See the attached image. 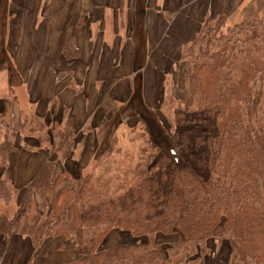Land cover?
Returning a JSON list of instances; mask_svg holds the SVG:
<instances>
[{
	"label": "trees",
	"instance_id": "16d2710c",
	"mask_svg": "<svg viewBox=\"0 0 264 264\" xmlns=\"http://www.w3.org/2000/svg\"><path fill=\"white\" fill-rule=\"evenodd\" d=\"M70 37L68 61L79 56ZM182 64L184 95L159 105L172 121L148 108L135 88L101 125L93 165L78 178L62 167L72 159L78 132L68 107L52 131L27 123L37 139L23 146L16 131L8 132L0 145L6 204L20 193L9 168L12 154L49 148L58 154L23 188L9 232L35 249L49 239L77 241L78 259L64 264H207L211 240L226 242L230 264H264V11L232 27L226 16L209 18L184 46ZM103 105L111 113L116 103ZM133 115L142 125L139 157L117 170L109 163L117 152L114 130ZM97 227H103L98 236L77 240ZM172 234L178 237L168 246L158 239ZM111 236L120 241L104 245Z\"/></svg>",
	"mask_w": 264,
	"mask_h": 264
},
{
	"label": "crops",
	"instance_id": "0c3cea01",
	"mask_svg": "<svg viewBox=\"0 0 264 264\" xmlns=\"http://www.w3.org/2000/svg\"><path fill=\"white\" fill-rule=\"evenodd\" d=\"M262 11L264 0H0V145L10 131L17 132L19 146L36 140L27 123L52 131L68 107L78 132L72 159L62 167L78 178L89 167L83 155L92 161L97 152L101 125L125 107L135 88L142 90L144 104L155 108L169 90L182 87L183 48L207 19L249 18ZM71 32L79 56L68 61ZM106 99L116 103L111 113L104 108ZM57 158L52 148L12 154L9 168L20 193L12 205L0 199L4 264H64L56 260L65 246L61 238L35 249L28 238L9 232L23 188ZM4 175L0 165V180Z\"/></svg>",
	"mask_w": 264,
	"mask_h": 264
},
{
	"label": "rangeland",
	"instance_id": "374dc122",
	"mask_svg": "<svg viewBox=\"0 0 264 264\" xmlns=\"http://www.w3.org/2000/svg\"><path fill=\"white\" fill-rule=\"evenodd\" d=\"M261 13L260 14L254 13L249 18H247V17L245 18L242 14H237V15L231 17L230 19L227 18V27H232L235 24H239L240 22H243L244 20H248L250 18L259 16V15H261ZM217 18H215V19H217ZM207 20L205 22H207ZM203 28H204V26H203ZM191 43H189V44H191ZM13 78H15V77L13 76ZM183 95H184V84L182 85V87H180V89H175L174 92H173V89L169 90V92H167V97H166L167 100L165 99L166 101L165 100L164 101H165V103H168L171 96H175L176 99H179V98H182ZM164 101L161 103L163 104ZM151 110H153L156 113H157V111H159V113H161V115H160L161 117H164L165 119L167 118L169 122L172 121V116H170V113H168V111L161 110V106L151 108ZM124 118H125V116H124ZM129 118L130 119L127 121L128 125L125 124L126 120H124V123L121 122L114 130V132L116 131V137L118 138L117 152H116L115 156L109 160L110 165L114 169L117 167L118 164L121 167L125 166L124 168H131V167H133L134 163H136V161L139 157V153H140L139 150L141 149L142 142H140L138 140V136L142 132V129H141L142 125L139 123V117L138 116L133 115V116H130ZM170 118H171V121H170ZM119 119H120V121H122L120 117H119ZM166 125H167V123H166ZM166 127H167V129L169 128V126H166ZM169 130H171V127L169 128ZM103 137H104V134H102V132H100V141L102 140ZM89 159H90V157H87V156L85 157L83 155V161H84L83 164L86 165V168L88 166H90V168H91V166L93 165L94 160L90 161ZM131 159H135V160L133 162H131L132 161ZM122 165H124V166H122ZM117 170H119V169H117ZM88 171H90V170L88 169ZM102 232H103V227H97V228H93V229H85L78 234L77 240L84 239L87 241V240H90L91 238H93L95 236H98ZM113 237H115V236H111V238H109L108 241L106 240L104 242V245L105 244L112 245V244L120 241L119 238H113ZM177 237H178L177 234H172L170 236L160 235L158 239L161 242H163V244L165 246H168L173 240L177 239ZM61 239H62V241H64L65 246L59 250V252H58L59 256L56 259L57 262H64L65 263V262H69V261L78 259L79 254L77 251V241L65 239V238H61ZM129 241H131V240H129ZM209 247H210L211 251H210V256L207 260V264H230L231 253L227 247L226 242H220L218 240H211V241H209ZM228 257H229V260H228ZM52 264H61V263H52Z\"/></svg>",
	"mask_w": 264,
	"mask_h": 264
},
{
	"label": "built area",
	"instance_id": "2783aa9c",
	"mask_svg": "<svg viewBox=\"0 0 264 264\" xmlns=\"http://www.w3.org/2000/svg\"><path fill=\"white\" fill-rule=\"evenodd\" d=\"M0 264H4L3 260H0Z\"/></svg>",
	"mask_w": 264,
	"mask_h": 264
}]
</instances>
